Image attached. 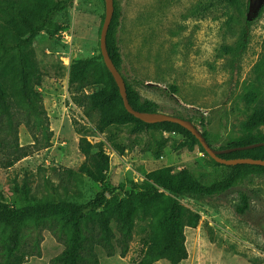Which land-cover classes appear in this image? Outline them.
<instances>
[{
	"label": "rangeland",
	"instance_id": "rangeland-1",
	"mask_svg": "<svg viewBox=\"0 0 264 264\" xmlns=\"http://www.w3.org/2000/svg\"><path fill=\"white\" fill-rule=\"evenodd\" d=\"M114 1L119 12L115 30L122 58L119 69L133 88L155 101L157 111L194 119L202 115L214 148L237 136L241 122L252 113L246 94L264 93V66L256 67L264 63V0H240L238 5H225L222 0ZM104 11V0H72L54 17V38L42 31L32 42V57L42 74L36 89L47 115L41 125L51 131L48 144L34 118L29 125L39 140L36 144L24 123L10 122L9 115L0 113V191L16 207L42 197L85 201L101 189L86 176L79 181L71 175L84 159L74 121L87 126L86 137L96 144L93 151L101 147L108 155L106 177L111 182H141L144 173L166 165L189 168L204 182L225 175V166L214 164L197 144L190 152L175 151L182 139L178 134L167 136L162 155L155 157L150 145L157 132L129 134L123 128L117 137L125 150L118 153L97 117L88 121L71 102L69 65L89 56L102 60L98 55ZM239 40L242 48L236 46ZM101 86L91 84L86 91ZM27 116L23 112L21 118ZM14 128L19 148L9 147ZM23 151L27 153L22 155ZM239 191L251 196L243 215L235 211ZM181 202L198 212L200 219L195 227L184 228L187 257L179 264H264V175H249L219 197L192 196ZM66 241L57 221L30 222L22 227L16 254L24 253L21 264H57ZM140 248L136 228L125 256L108 255L100 247L98 264H132ZM2 251L0 241V264H7ZM153 264L170 262L160 259Z\"/></svg>",
	"mask_w": 264,
	"mask_h": 264
},
{
	"label": "trees",
	"instance_id": "trees-1",
	"mask_svg": "<svg viewBox=\"0 0 264 264\" xmlns=\"http://www.w3.org/2000/svg\"><path fill=\"white\" fill-rule=\"evenodd\" d=\"M72 0H0V113L9 115V121L17 119L29 129L34 144L39 142L31 132L29 119H35L41 125L47 119L42 104L41 93L36 89L42 78L41 71L32 57L31 45L37 34L44 31L54 38L52 30L56 13L65 10ZM226 5H238L240 0H222ZM104 18L102 14L101 25ZM119 12L114 1V11L106 36L109 56L120 71L121 54L115 41V30L119 24ZM101 28V26H100ZM237 48H242L241 40ZM232 50L231 47H226ZM100 58L101 54L98 55ZM264 63H257L261 68ZM121 73V72H120ZM122 75V74H121ZM130 105L139 111H157L158 104L142 97L122 75ZM260 80V78L258 77ZM91 84H101V88L87 92ZM68 93L71 102L81 109L83 116L97 123L102 132L118 153H123V146L118 141V133L126 129L129 134L155 131L150 145L153 156L160 157L167 145L170 134H178L182 139L175 151H193L198 140L184 127L171 121L146 123L130 114L124 107L118 86L103 60L94 56L75 60L69 65ZM246 105L252 111L248 120L241 122L239 134L229 138L219 148L237 147L249 143L264 141V93L251 92L245 96ZM23 112L28 116L21 118ZM173 115V114H172ZM201 131L210 146L209 131L202 115L196 119L189 117ZM21 120V121H20ZM23 120V121H22ZM79 136L78 148L84 159L77 170L71 171L73 178L82 181V176L99 183L101 189L85 201L66 197H42L32 203L16 207L6 201L0 191V239L2 252L7 264H21L24 253L16 254L22 237V227L27 223L57 221L67 234L64 250L56 257L57 264H98V250L101 247L108 255L118 253L125 256L129 242L137 228L140 241L139 258L132 264H153L165 259L170 264H179L187 257L184 228L195 227L200 219L198 212L184 206L182 199L192 196L219 197L227 194L237 183L249 175H264V166L240 163L225 166L222 178L204 182L189 168L176 169L171 165L161 166L144 173L141 182H111L106 177L109 157L101 147L93 151L96 144L91 143L84 124L73 122ZM46 144L51 131L41 125ZM14 139L9 147L19 148L16 128ZM9 143V141H6ZM47 145H44V147ZM27 151H23L25 155ZM205 154H207L205 152ZM208 155V154H207ZM224 158H262L264 145L247 149H235L220 154ZM8 162L11 165L14 160ZM221 166V167H223ZM22 189L26 192L27 188ZM239 203L235 211L243 215L250 208L251 196L239 191Z\"/></svg>",
	"mask_w": 264,
	"mask_h": 264
},
{
	"label": "water",
	"instance_id": "water-1",
	"mask_svg": "<svg viewBox=\"0 0 264 264\" xmlns=\"http://www.w3.org/2000/svg\"><path fill=\"white\" fill-rule=\"evenodd\" d=\"M104 7H105L104 18H103L102 25H101L100 32H99L100 54L102 56L103 63L105 64V66L108 68L113 78L115 79V82L119 89L120 96L122 98L123 105L130 114H132L136 118L146 123H154V122H160V121H171V122L178 123L185 129H187L198 140L199 144L202 146L204 151L217 163L225 164V165H235V164H240V163H247V164H255V165L264 166V159L262 158L244 157V158H228L227 159V158L220 156V154L229 152L231 150H235V149L242 150V149L264 145V141L249 143V144L237 146V147L214 148L213 146L209 145L206 138L202 135L201 131L188 118L168 114V113L161 112V111L148 112V111H139V110L134 109L128 101L124 79L120 71L117 69V67L111 60L109 53L107 51V47H106V36H107L108 27H109V24H110L112 15H113V11H114V0H104Z\"/></svg>",
	"mask_w": 264,
	"mask_h": 264
}]
</instances>
